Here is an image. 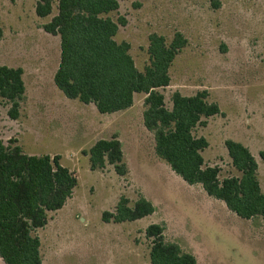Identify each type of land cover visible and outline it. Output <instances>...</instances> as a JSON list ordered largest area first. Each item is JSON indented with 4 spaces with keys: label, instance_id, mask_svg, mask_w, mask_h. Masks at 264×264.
<instances>
[{
    "label": "rangeland",
    "instance_id": "1",
    "mask_svg": "<svg viewBox=\"0 0 264 264\" xmlns=\"http://www.w3.org/2000/svg\"><path fill=\"white\" fill-rule=\"evenodd\" d=\"M37 2L0 0V67L22 69L25 87L17 120L0 99V140L26 155L58 156L77 179L71 198L36 232L42 264H150L145 229L151 224L161 225L165 241L197 264H264V222L240 219L156 156L142 121L144 95H135L126 111L100 116L92 104L67 99L55 87L59 37L43 26L56 15L58 0L46 18L36 15ZM109 16L125 20L115 40L130 45L138 71L149 64L150 35L166 44L176 33L186 39L169 68V85L158 90L165 107L171 108L173 92L189 97L206 91L220 114L193 131L208 142L204 165L218 168L220 181L239 176L224 142L241 143L257 163L264 193V0H120ZM113 136L122 145L124 177L110 165L91 171L84 154ZM121 197L130 206L143 197L154 213L131 223L103 222L102 214L113 212Z\"/></svg>",
    "mask_w": 264,
    "mask_h": 264
},
{
    "label": "trees",
    "instance_id": "2",
    "mask_svg": "<svg viewBox=\"0 0 264 264\" xmlns=\"http://www.w3.org/2000/svg\"><path fill=\"white\" fill-rule=\"evenodd\" d=\"M53 0H38L35 13L46 18ZM120 0H58L57 13L43 30L59 37L60 59L53 76L55 87L67 98L92 104L101 115L114 114L132 107L134 96L144 95L142 121L152 133L156 156L186 184L200 185L206 195L224 203L244 220L264 222V193L258 180V166L241 143L226 140L224 147L237 177L219 180L216 167L204 165L202 152L208 147L193 131L205 125L204 119L219 115V107L208 102L206 91L193 96L173 92L171 108L164 105L158 91L170 83L169 68L186 46L176 33L169 44L162 36L148 37L149 64L138 71L130 56V45L115 37L126 22L109 15L118 12ZM217 7V4H214ZM2 30L0 29V40ZM20 68L0 67V99L8 102V116L19 118V105L25 87ZM6 146L0 140V259L4 264H42L40 240L49 214L60 210L77 186L72 172L59 163V157L33 156L20 147ZM91 171L106 165L124 177L127 166L122 145L116 136L96 141L84 153ZM264 161V153H260ZM154 206L140 197L132 206L125 197L113 212L102 214L103 222L131 223L154 213ZM163 227L151 224L145 229L150 240V264H197L195 258L174 243L166 242Z\"/></svg>",
    "mask_w": 264,
    "mask_h": 264
},
{
    "label": "crops",
    "instance_id": "3",
    "mask_svg": "<svg viewBox=\"0 0 264 264\" xmlns=\"http://www.w3.org/2000/svg\"><path fill=\"white\" fill-rule=\"evenodd\" d=\"M22 79H23V75H22ZM23 83H24V82H23ZM129 109H130V108H129ZM125 111H126V110H125ZM122 112H123V111H122ZM118 113H120V112H118ZM114 114H116V113H114ZM99 115L101 116V114H99ZM105 115H108V114H105ZM102 116H104V115H102ZM99 140H101V139H99ZM118 140H119V139H118ZM97 141H98V140H97ZM95 142H96V141H95ZM95 142H94V143H95ZM94 143H93V144H94ZM120 143H121V142H120ZM93 144H92V145H93ZM68 200H69V199H68ZM68 200H67V201H68ZM67 201H66V202H67ZM65 204H66V203H65ZM0 264H4L3 261H2L1 259H0Z\"/></svg>",
    "mask_w": 264,
    "mask_h": 264
}]
</instances>
